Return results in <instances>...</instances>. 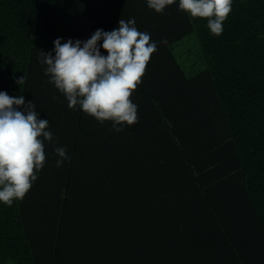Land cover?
<instances>
[{
	"label": "trees",
	"instance_id": "16d2710c",
	"mask_svg": "<svg viewBox=\"0 0 264 264\" xmlns=\"http://www.w3.org/2000/svg\"><path fill=\"white\" fill-rule=\"evenodd\" d=\"M127 3L0 0V91L34 101L53 133V140L45 141L44 167L29 192L22 200H14L12 206L0 203V264H96L94 260L101 258V253L93 256L97 243L89 235L82 242L80 238L76 241L75 216L81 211L72 190L82 159L95 154L101 164L105 160V149L97 147V142L107 143L110 129H101L97 137L86 133L84 112L79 107L69 108L65 96L49 83L39 52L52 50L58 37L87 40L97 29L111 31L118 27L121 12H129L131 18L125 19L134 18L137 27L156 31L155 16L157 19L160 13L150 9L146 0ZM174 12L178 33L175 38L172 35L175 45L167 51L176 66L178 85L187 83L195 90L196 100L216 121L221 140L234 148L233 166L248 196L249 209L247 205L245 211L243 198L240 213L250 219L241 227L227 228L232 257H226V264H264V0H233L219 36L210 32L208 18H191L180 10L179 0L167 6L163 14L172 18ZM166 20L168 27L170 19ZM166 46L163 44V55ZM22 76L20 86L16 80ZM178 102L184 100L179 98ZM176 110L179 122L193 114L192 109ZM58 147L66 148L71 158L61 167L56 166ZM97 172H101L100 167ZM93 218L94 222L100 219ZM90 222L87 218L76 223L81 235L88 234L85 231ZM136 236L147 240L141 234ZM72 241H76V249ZM173 245L172 261L166 257L168 253L155 257L146 252L151 258L145 256V264H199L196 248L200 245L192 243L186 249L178 242ZM96 251H101L99 246Z\"/></svg>",
	"mask_w": 264,
	"mask_h": 264
},
{
	"label": "crops",
	"instance_id": "0c3cea01",
	"mask_svg": "<svg viewBox=\"0 0 264 264\" xmlns=\"http://www.w3.org/2000/svg\"><path fill=\"white\" fill-rule=\"evenodd\" d=\"M121 13L122 19L131 18L129 12ZM163 13L155 16L156 31L136 26L150 33L153 41H161L162 36L167 40L164 55L163 44L158 43L131 97L138 105L137 122L116 132L111 121L101 124L84 112L87 134L97 137L101 129H110L107 143L97 142L105 149V160L101 164L95 154L82 159L72 190L81 211L75 222L91 220L84 235L75 223L76 241L89 235L97 243L93 256L101 253V258L94 260L96 264H145L149 255L162 257L163 253L172 261L175 255L170 252L177 242L183 249L192 243L201 246L196 248L199 264H226V257H232L227 228L241 227L250 219L240 213L242 199L245 211L249 203L233 166L234 148L221 140L216 121L196 100L195 90L187 83L178 85L176 66L168 54L178 27L170 21L165 27L170 15ZM179 98L184 102L179 104ZM177 107L185 112L192 109L193 114L179 122ZM93 217L100 219L94 222ZM76 241L71 242L74 249ZM98 246L101 251H96Z\"/></svg>",
	"mask_w": 264,
	"mask_h": 264
},
{
	"label": "clouds",
	"instance_id": "9594fccd",
	"mask_svg": "<svg viewBox=\"0 0 264 264\" xmlns=\"http://www.w3.org/2000/svg\"><path fill=\"white\" fill-rule=\"evenodd\" d=\"M146 3L163 13L176 0ZM232 4L233 0H179V9L191 18H208L210 32L219 36ZM158 43L167 40L153 41L150 33L137 29L134 18L121 19L117 28L97 29L87 40L58 37L52 50L39 52V59L49 83L65 96L69 108L79 107L101 124L111 121L120 132L138 120V105L131 97ZM23 82L24 76L16 80L20 86ZM49 123L34 101L0 91V203L12 206L14 200H22L38 179L46 161L45 141L53 140ZM55 152L57 167L70 161L66 148Z\"/></svg>",
	"mask_w": 264,
	"mask_h": 264
},
{
	"label": "rangeland",
	"instance_id": "374dc122",
	"mask_svg": "<svg viewBox=\"0 0 264 264\" xmlns=\"http://www.w3.org/2000/svg\"><path fill=\"white\" fill-rule=\"evenodd\" d=\"M163 16H165V15H163ZM169 19H170V23L173 24V17L172 18H169ZM194 41H195V44H198L196 37L194 38Z\"/></svg>",
	"mask_w": 264,
	"mask_h": 264
}]
</instances>
